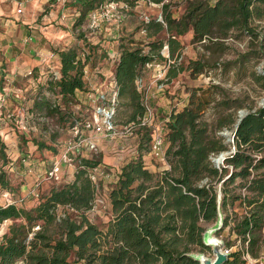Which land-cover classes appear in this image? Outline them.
<instances>
[{
  "label": "trees",
  "instance_id": "16d2710c",
  "mask_svg": "<svg viewBox=\"0 0 264 264\" xmlns=\"http://www.w3.org/2000/svg\"><path fill=\"white\" fill-rule=\"evenodd\" d=\"M120 1L133 7L140 0H74L75 26L80 28L101 7ZM143 1L162 5L163 14L161 19L150 18L137 26L136 31L145 32L148 41H123L118 49L114 71L118 102L113 120L117 127L134 126L133 133L138 132L140 141L136 156L120 168L109 191L112 218L101 227L88 216L102 180L96 182L90 175V169L100 160L86 156L72 182L53 185L37 198L29 196L36 200L29 208L18 207L16 201L0 206V222L23 220L13 224L0 241V264H201L194 258V250L204 253L211 249L204 243V223L216 222L220 212L225 216V226L233 222L230 234L235 232L243 244L239 252L229 253L224 264H246V251L253 257L260 256L264 245V106L252 108L239 124L231 144L235 150L218 168L211 158L229 150L230 145L225 137L209 130L203 120L204 102L191 95L188 104L173 111L166 122L168 166L153 171L144 160L151 152L153 134L152 128L141 126L147 107L145 87L141 88L139 82L152 73L148 64L168 60L162 53L165 44L169 46V59L174 61L171 64L177 63L184 48L180 36L190 29L196 41L210 38L213 45L209 49L217 47L223 52L228 47L222 40L232 32L262 38L255 21L264 16V0H191L181 17L173 14L169 0ZM142 45L149 47L147 52ZM57 53L62 66L60 77L52 75L46 86L53 94L61 95L63 104L52 103L42 94L35 106L49 115H59V122H70V128L87 117L72 105L88 92V66L97 67L109 56V49L79 33L75 43ZM169 68L162 81L164 87L157 91L182 70L176 65ZM191 68L195 74L204 72L202 63H193ZM252 76L264 88V73L255 71ZM238 102L222 104L239 108ZM122 106L130 113L120 123ZM235 114L220 118L218 129H233ZM217 184L222 186L220 201ZM0 186L9 187L5 172L0 173ZM237 203L244 213L235 220L230 209ZM60 208L64 209L63 216ZM39 222L40 230L34 231ZM226 245L231 247V241Z\"/></svg>",
  "mask_w": 264,
  "mask_h": 264
},
{
  "label": "rangeland",
  "instance_id": "374dc122",
  "mask_svg": "<svg viewBox=\"0 0 264 264\" xmlns=\"http://www.w3.org/2000/svg\"><path fill=\"white\" fill-rule=\"evenodd\" d=\"M39 1L48 2L47 6L43 4L44 7L41 10L44 11L43 13L47 10L46 7L51 8V4H54V9H59L60 14L55 13V18L49 22L43 20L40 15L42 12L37 14L35 20V23L42 27L44 33L55 34V36H50L52 39L50 42L48 41L49 45H46L53 54L57 50L65 49L75 43L79 33H85L91 43H101L103 47L109 49V56L105 57L97 67L88 66V77H86L88 92L81 94L79 102L72 105L76 112H80L84 117L90 116L94 111V103L90 100L89 95L94 98L105 96L109 99L113 90L116 89L114 71L119 60L118 49L121 43L128 40H133L137 44L148 41L145 32L136 31L137 26L150 18L161 19L162 5L140 0L131 7L125 2H116L113 18L104 19L97 27H94L90 21L79 28L75 26L74 0ZM190 1L169 0L170 9L176 17H181L190 6ZM101 8L97 12H100ZM63 14L67 16V20ZM255 25L262 38L252 39L249 35L244 36L238 32H232L229 38L222 40L228 47L225 52L217 51V47L209 49L208 46L213 45L210 38L196 41L194 32L191 29L187 31L180 36L184 46L182 57L177 59L176 64H171L174 62L171 58L166 62L168 65L166 71H169V67L173 65L181 67L182 70L169 82L166 80V86L161 91H157V82L154 78L157 70L147 66L148 71H152V73H148L145 80L139 82V85L141 88L144 84L146 87L151 86L148 98L144 94V102L147 100L148 104L153 107L157 126L165 127L171 113L188 104L187 100L193 94L197 101L204 102L203 120L207 122L209 130L218 136H220L219 132H224L226 129L231 130L229 127L223 129L217 127L218 120L224 115L235 112L238 117V112L242 108L250 111L252 108L255 110L264 106V88L252 76L255 71H264V16L257 19ZM41 27L38 28L41 29ZM48 34L44 36L45 40L49 39L46 38ZM137 44L130 46L133 47ZM143 47L147 52L149 47L147 45ZM110 51L112 52L110 53ZM50 59L48 65L52 76L59 69L54 57L52 56ZM197 62L202 63L204 72L192 73L195 70L191 68V65ZM21 63L23 64L22 59ZM15 64L17 63L15 62ZM19 69L22 71H13V73L0 71V173L5 172V177L9 182L8 188L0 186V206H6L10 199V201H16L20 208H29L36 203V200L29 198L32 195L29 193L38 182L44 180L52 160L62 150L72 132L68 127L70 122L66 124L59 122V115H49L46 110H39L35 106V102L41 99L42 94L46 95L47 100L52 103L58 101L63 104L61 95L53 94L47 89L46 85L51 76L46 81L39 80L40 74L36 69L23 70L22 66ZM56 76L60 77V74H56ZM234 100L239 101L238 104L241 107L228 108V105L222 104L225 101L231 103ZM129 113L130 109L126 106L120 107L119 122L126 121ZM118 129L122 130L120 125H118ZM138 135V132L135 131V133L122 138L107 139L102 135L93 134L97 148L89 151L90 157L93 160H100L99 165L102 166L100 168L108 171L110 175L108 178L103 177L102 181L98 183L96 204L88 212L90 219L101 227H106L112 218L109 191L121 166L136 156L138 147L136 144L140 141ZM100 140H102L101 144L98 143ZM101 146H103V150ZM144 160L150 170L165 168L166 161L157 159L151 153L145 155ZM79 161L80 159L76 161L75 166L67 165L71 169L68 172L69 177L60 184L72 182L75 179L80 165ZM228 168L229 172L232 171L231 166ZM60 184L44 181L37 189L40 194L44 195L53 185ZM216 186L219 197H222V186L220 184ZM241 190L243 193L246 192L245 189ZM7 193H10L9 196H6ZM238 204L230 209L231 217L235 220L244 213L243 207ZM59 213L63 216L64 209L60 208ZM224 218V214L220 213L216 222L204 223L206 236L218 238L224 243L225 248H227L226 243L231 241L232 246L227 249H230V252H239L243 247L242 241L235 232L230 234L233 222L231 225L225 226ZM22 221V219L11 218L0 222V241L5 234L9 233L13 224ZM39 224L41 223L39 222L34 227ZM31 236L33 233L30 234ZM245 247L248 250V243L245 244ZM212 249L211 247L204 253L209 257H214ZM201 253L198 248L194 250L195 255ZM262 255H264V245L259 257H253L246 251L243 254V259L246 264H252L254 261L261 260Z\"/></svg>",
  "mask_w": 264,
  "mask_h": 264
},
{
  "label": "built area",
  "instance_id": "2783aa9c",
  "mask_svg": "<svg viewBox=\"0 0 264 264\" xmlns=\"http://www.w3.org/2000/svg\"><path fill=\"white\" fill-rule=\"evenodd\" d=\"M116 10L115 2H110L101 8L100 12H94L91 15V21L94 27H97L101 24L104 19L113 18L114 12ZM21 12V10H19ZM167 52V54H166ZM163 55L166 58H169V46L165 45V48L162 51ZM170 59L161 63H150L148 66L150 68H154L155 71L154 78L157 82V88L162 89L164 87V83L162 82L166 77V69L167 64L166 62ZM142 82V81H140ZM116 85V84H115ZM116 87V86H115ZM145 94L148 98V95L151 91V86L146 87L145 84ZM152 93V92H151ZM93 96L89 95L90 100L94 103V111L90 116H87L81 121H77L74 125L70 127L71 137L67 139L65 145L63 146L62 150L58 152V154L53 159L44 180L42 179V183L44 181H50L55 184H60L63 182V168L64 166H75L76 161L79 160V157L82 156L83 151L88 149V151H92L97 148V143L93 139L94 135H102L107 139H118L122 138L125 135H129L133 133L134 126H125L122 130H119L117 125L115 124L113 118L116 113V104H117V97L118 91L117 89L113 90V94L108 97L99 96L98 98L92 99ZM149 102L146 100L145 105L147 107V111L145 114L144 119L141 121V126L152 128L153 138L150 144V153L156 157L157 159L165 160L166 155V147H165V127L164 126H157L155 124L154 119V110L148 104ZM80 163V161H79ZM100 165L93 167L90 169V175L92 179L96 182L103 179V177H109V172L101 169ZM41 182H38L32 191L29 194H32L35 197H39L40 193L38 191V187L42 185ZM10 193H7L6 196H9ZM11 198V197H10ZM15 203L14 201H10L7 205ZM40 226L34 227V231L39 230ZM226 253H230V249L224 248ZM252 264H264V255H262L261 260H257Z\"/></svg>",
  "mask_w": 264,
  "mask_h": 264
},
{
  "label": "crops",
  "instance_id": "0c3cea01",
  "mask_svg": "<svg viewBox=\"0 0 264 264\" xmlns=\"http://www.w3.org/2000/svg\"><path fill=\"white\" fill-rule=\"evenodd\" d=\"M43 4L47 6L48 2L39 0H0V71H10L12 73L13 71H22L19 69L21 66L23 70L36 69L40 74L39 80L46 81L52 73L48 65L52 56L54 61H57V68L61 70V60L58 53L53 54L52 50L46 46L49 45L48 41L50 42L52 39L50 36H55V34L44 33L42 27L35 23L37 14L42 12L40 15L43 20L49 22L55 18V13L60 14L59 9H54V4H51V8L46 7L47 10L43 13L44 11H41L44 7ZM18 10H21V12H18ZM63 17L67 20L65 14H63ZM38 27H41V29ZM46 34H48L46 37L49 38L48 40L44 39ZM59 70L55 71L54 74H60L61 71ZM101 141L98 143L101 144ZM101 149H104L103 146H101ZM83 155L84 157L91 156L88 149H86L79 158L80 161L84 158ZM164 166L167 167L168 164L165 163ZM70 170L67 166L63 168V180L69 177L68 172Z\"/></svg>",
  "mask_w": 264,
  "mask_h": 264
},
{
  "label": "water",
  "instance_id": "95a60500",
  "mask_svg": "<svg viewBox=\"0 0 264 264\" xmlns=\"http://www.w3.org/2000/svg\"><path fill=\"white\" fill-rule=\"evenodd\" d=\"M260 73H264V71H261ZM250 113L249 110L247 109H241L238 112V117L236 119V123L234 125V128L231 130H227L224 132H219V135L222 137L226 138V143L230 145V149L221 152L220 154L213 156L211 158L213 164L218 167L221 168L223 162L226 160V158L234 152L235 147L231 145V143L234 141V132L235 130L238 128L239 124L243 121V119L245 118V116H247ZM221 200V197H219V201ZM221 213V212H220ZM219 213V214H220ZM206 232L204 233V243L207 246L212 247L213 249V254L214 257H209L207 256L205 253H201V254H197V255H193L195 259H197L198 261H200L201 264H224L228 258H229V254L226 253L224 251V243L219 240L218 238H213V237H207L206 236Z\"/></svg>",
  "mask_w": 264,
  "mask_h": 264
}]
</instances>
